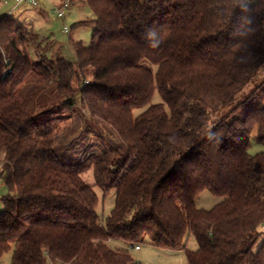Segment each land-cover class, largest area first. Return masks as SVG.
<instances>
[{
	"label": "trees",
	"instance_id": "16d2710c",
	"mask_svg": "<svg viewBox=\"0 0 264 264\" xmlns=\"http://www.w3.org/2000/svg\"><path fill=\"white\" fill-rule=\"evenodd\" d=\"M72 3L96 16L91 45L74 44L75 63L50 58L37 32L0 18V183L9 189L0 258L134 264L109 242L148 239L186 251L189 264H264V151L250 154L255 130L264 146V82L210 126L263 73L264 0ZM78 99L120 144L69 163L56 137ZM91 169L104 194L117 192L104 222L82 179ZM204 191L223 201L198 209Z\"/></svg>",
	"mask_w": 264,
	"mask_h": 264
},
{
	"label": "rangeland",
	"instance_id": "374dc122",
	"mask_svg": "<svg viewBox=\"0 0 264 264\" xmlns=\"http://www.w3.org/2000/svg\"><path fill=\"white\" fill-rule=\"evenodd\" d=\"M30 1H36L33 5ZM256 1V0H253ZM18 0H0V18L6 14L13 17L19 24L26 25L28 28L37 32L41 39L45 40L44 45L49 46L47 55L52 59L64 58L69 62L75 63L77 55L75 43H82L90 46L93 40L94 25L92 23L96 16L93 10L86 4H75L65 11L64 18H58L57 6L60 0H23L17 6ZM68 27L69 32L64 28ZM90 75L87 76V79ZM264 82V70L258 79L248 85L228 107L212 114L210 126L213 125L218 116L225 115L245 100L258 85ZM155 100L160 101V96L156 92ZM77 108L73 111L67 110L65 116L58 126L56 137V148L63 161L69 163H79L88 157L102 153L106 149L114 148L120 144L119 136L114 130L105 123L94 120L89 112L82 107L80 100H77ZM37 107L42 108L39 104ZM259 107H264V97L259 102ZM136 113V112H135ZM239 115V114H238ZM56 117L55 115H52ZM50 117V116H49ZM46 117L45 119L49 118ZM256 130L252 134L250 154L256 155L264 151V146L259 144L255 138ZM3 156L0 154V165ZM82 179L91 186L99 197L98 214L100 221L111 214L116 203V190L108 194L96 186L93 169L83 174ZM9 194V189L0 183V206L2 199ZM223 201V198L215 197L210 192L204 191L197 199L198 209L210 211ZM260 230L264 232V224ZM109 245L118 250L129 249L134 259V264H189L186 251H166L159 249L146 239L140 243V251L129 247L121 240H111ZM135 247V246H134ZM198 248L194 236L190 235L187 239V250L192 251ZM13 251L4 254L0 258V264H12ZM61 264V263H59Z\"/></svg>",
	"mask_w": 264,
	"mask_h": 264
},
{
	"label": "built area",
	"instance_id": "2783aa9c",
	"mask_svg": "<svg viewBox=\"0 0 264 264\" xmlns=\"http://www.w3.org/2000/svg\"><path fill=\"white\" fill-rule=\"evenodd\" d=\"M72 2H73V0H60L59 4L57 6V10H56L58 18H64L65 17V11L70 9L73 6ZM21 3H23V0H18L17 6H19ZM30 3L33 4L34 6L37 5L36 1H30ZM64 31L69 32L68 27H65ZM0 209H1V207H0ZM134 249L136 251H140L141 247L138 245V246H135Z\"/></svg>",
	"mask_w": 264,
	"mask_h": 264
}]
</instances>
